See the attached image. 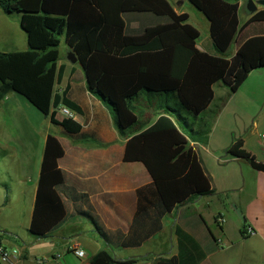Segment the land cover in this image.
<instances>
[{"label":"trees","instance_id":"16d2710c","mask_svg":"<svg viewBox=\"0 0 264 264\" xmlns=\"http://www.w3.org/2000/svg\"><path fill=\"white\" fill-rule=\"evenodd\" d=\"M175 1L189 3L207 19L215 54L198 48L200 31L189 23L187 13L177 12L173 0H0L5 15L20 18L28 42L26 51H0V102L20 95L67 137L87 141L79 123L57 118L61 107L82 113L67 90L62 95L56 92L65 70L59 67L64 43L78 58L89 91L105 104L123 138L130 137L124 162L145 166L166 213L215 194L200 156V146L208 144L214 127V121L205 117L215 87L223 85L234 95L252 73L264 69V33L247 38L235 55L229 54L244 29L264 25V8L249 14L243 26L242 0ZM128 2L170 22L148 26L138 35L127 34L123 13L133 8ZM93 33L97 36L92 49ZM141 100L155 104L157 121L136 132ZM182 112L193 117L192 125ZM64 155L60 141L48 136L30 233L43 240L61 228L68 218L66 197L108 239L91 213L89 197L65 185L59 167ZM226 156L264 173V163L245 149L243 139L234 138ZM1 234V239L7 235ZM136 263L117 261L107 251L91 260V264ZM155 264L186 263L174 258Z\"/></svg>","mask_w":264,"mask_h":264},{"label":"crops","instance_id":"0c3cea01","mask_svg":"<svg viewBox=\"0 0 264 264\" xmlns=\"http://www.w3.org/2000/svg\"><path fill=\"white\" fill-rule=\"evenodd\" d=\"M186 3L176 1L179 7ZM246 4L244 0L240 2L243 9ZM173 5L179 14L184 13ZM126 15L127 12H124V20ZM17 20L21 26L20 18ZM125 22L128 31L129 22ZM142 25L137 31H131L130 35L141 34L147 27ZM96 36L97 33H93L90 41L92 49ZM198 48L203 51L199 43ZM27 49L28 44L23 49L2 52ZM78 65L71 64L66 55L61 53L59 67L64 66L65 70L56 92L62 95L67 90L68 98L81 108L82 113L74 114L72 119L82 126L83 133L89 139L82 141L67 137L48 118H42L44 115L24 97L13 94L0 102V111L4 115L3 128L0 129L4 138L0 145L8 147L7 154H15L19 163L23 157L21 152L30 151L24 163L33 168L34 178H30L28 173L25 177H19V181L24 184V191H30L26 222L30 233L45 144L48 136L52 135L49 128L54 127L57 133L52 136L60 141L65 151L64 157L59 160L65 185L89 197L93 206L91 213L108 239L99 233L92 219L79 214L74 204L65 197L68 218L47 239H39L30 233L35 242L28 243L18 234L2 229L0 225V233L7 234L2 240L8 247L20 248V242H23L18 264H38L39 260L35 262L29 255V248L34 249L35 246L45 247L48 252L46 256L51 260L45 264H91L92 258L102 251L111 253L117 261L135 260L136 264H155L160 260L174 258L186 264H264V173L256 174V182H253L254 187L251 189L247 188V183L241 188L237 171L233 168L232 173L225 174L220 181L212 180L214 195L201 197L166 213L145 166L124 162L125 148L130 137L123 138L120 134L105 104L89 91L84 71L81 66L77 68ZM219 89L218 92L215 90V99L207 111L208 114L218 110L217 121L208 144L200 146V156L208 175L207 164L216 161L222 163L221 156H226V150L236 138L235 134L231 138V129L223 126L222 121L240 90L231 96L226 87L221 85ZM138 106L142 115L136 132H142L157 121L156 108L155 104L145 100H141ZM23 107L42 126L41 129L33 126L27 128L31 131V139L24 137L25 133L19 125L21 119L26 117L22 114ZM57 118L62 121L66 117L58 111ZM9 122L11 128H7ZM44 127H48L49 131H45ZM6 133L8 143L5 141ZM245 149L251 152L246 141ZM227 158L225 163L229 161L237 165L245 162ZM5 205H11L10 195ZM82 208L87 210L86 206ZM72 246H78L85 252V256H76L70 250ZM58 255L61 257L58 258Z\"/></svg>","mask_w":264,"mask_h":264},{"label":"rangeland","instance_id":"374dc122","mask_svg":"<svg viewBox=\"0 0 264 264\" xmlns=\"http://www.w3.org/2000/svg\"><path fill=\"white\" fill-rule=\"evenodd\" d=\"M244 1L247 2V0ZM128 3V7H133L125 16V20L127 23L129 22L127 27L128 34H131V31L134 29L137 31L142 24L143 27H148L149 25L155 26L170 22L168 18H158L151 12H145L146 9L139 4L132 2ZM173 3L176 5V1L173 0ZM176 7L179 12L182 11L187 13L190 16L189 23L200 31L201 37L199 39V45L202 47L203 51L215 54L214 45L210 37L209 23L205 17L195 10L189 3L182 5V7H179L177 4ZM261 9L262 7L258 8V10ZM249 14L250 13L245 5L241 12L243 26L248 21ZM263 28L264 27L260 25H252L251 27L244 29L238 36V39L232 46L229 54L233 55L237 46L242 44L247 38L264 33ZM27 44V37L21 30L17 17L9 18L0 10V51H16V49L26 48ZM60 51L61 53H64L66 57L69 54L68 48L64 43L61 45ZM79 66L80 65H78L77 68H80ZM220 86L221 85L215 87L217 92L220 90ZM23 110L24 112L22 114L26 117L21 119L19 125L25 133L24 137L26 139H31V131L27 130V128L33 126L41 129L42 126H40V123L35 120L25 107H23ZM182 114L189 119V125L194 123L193 117L188 116L185 112H182ZM217 114L218 110H212L205 117L207 121H214V127L217 121L215 120ZM42 118H45V116ZM222 122L223 126L231 129L233 133L231 138H233L235 134L237 139H243L246 141L248 149L251 151L250 153L252 154L253 152L257 161L264 163V140L262 139V135L264 134V69L256 71L250 76L249 80L240 89L236 100L230 107L229 112L226 113ZM3 124L4 115L0 111V129L3 128ZM7 128H11V122L7 124ZM43 129L45 131H49L50 129L52 135L57 133L54 127H50L49 129L48 127H44ZM3 138L4 136L0 133V141ZM7 138L8 134L6 133V142ZM0 146V225L2 229L13 234H18L25 242H35V238L30 235L26 226L30 191L27 190L25 192L24 184L19 181V177H25L27 173L30 178H34L33 168L27 167L24 163L26 162V157L29 155L30 151H20L23 157L19 163V161L15 159V154H7L9 151L8 147L4 148L2 145ZM221 157L222 163L216 161V163L211 162L207 164V170L209 175H211L212 180L218 179V181H220L225 174H231L234 168L237 171L236 173L238 174L239 185L241 188L244 187L246 183L247 188L251 189V187H254L253 182H256V174H259L258 172L254 171L246 162L234 165L230 164L229 161L225 163L228 159L225 154ZM223 162L225 164H223ZM237 194H240V192ZM8 195H10L11 205L6 206L5 203ZM23 247V242H20V248L16 247L19 249L20 254L22 253L21 249ZM44 248L45 247L37 248L36 246L34 249H32V247L29 248V255H31V258H33L35 262L44 259H48V261L51 260L50 257L46 256L48 252Z\"/></svg>","mask_w":264,"mask_h":264},{"label":"built area","instance_id":"2783aa9c","mask_svg":"<svg viewBox=\"0 0 264 264\" xmlns=\"http://www.w3.org/2000/svg\"><path fill=\"white\" fill-rule=\"evenodd\" d=\"M58 111H60V113L66 118H73L74 116V113L66 107H61ZM262 139L264 140V134L262 135ZM222 221L224 222V220ZM250 234L252 235L253 232H250ZM1 235L2 234L0 233V237ZM70 250L73 251L75 255L80 258H83L85 256V252L81 250L78 246H72ZM20 257L21 254L18 248L8 247L0 238V264H18ZM57 257L60 258L61 255H58ZM47 261L48 259L39 260L38 264H45V262Z\"/></svg>","mask_w":264,"mask_h":264},{"label":"water","instance_id":"95a60500","mask_svg":"<svg viewBox=\"0 0 264 264\" xmlns=\"http://www.w3.org/2000/svg\"><path fill=\"white\" fill-rule=\"evenodd\" d=\"M259 7L264 8V0H258V1L250 0L248 2L247 10L250 14H255L258 11ZM67 58H68V61L73 65H76L79 63L78 58L73 52H69Z\"/></svg>","mask_w":264,"mask_h":264}]
</instances>
